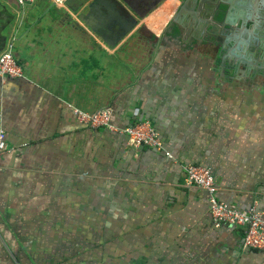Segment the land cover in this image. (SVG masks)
Masks as SVG:
<instances>
[{
	"label": "crops",
	"instance_id": "crops-1",
	"mask_svg": "<svg viewBox=\"0 0 264 264\" xmlns=\"http://www.w3.org/2000/svg\"><path fill=\"white\" fill-rule=\"evenodd\" d=\"M186 2L0 0L22 70L0 78V264H264L185 181V165L207 167L217 200L264 214V90L218 68ZM110 6L137 21L122 39ZM198 17L204 38L228 34ZM106 107L118 131L74 115ZM141 121L170 158L128 144L121 130Z\"/></svg>",
	"mask_w": 264,
	"mask_h": 264
},
{
	"label": "built area",
	"instance_id": "built-area-1",
	"mask_svg": "<svg viewBox=\"0 0 264 264\" xmlns=\"http://www.w3.org/2000/svg\"><path fill=\"white\" fill-rule=\"evenodd\" d=\"M56 4H62L63 0H53ZM17 4L24 6L33 4L35 0H16ZM22 77V70L13 55V45L9 41L0 52V78ZM76 120L90 128H107L116 130L110 123L111 109L102 108L93 113H86L74 109ZM121 132L127 138L128 144L132 146H144L155 151H165L158 132L148 121H141L132 126L124 128ZM6 136L0 128V155L6 152ZM185 181L187 184L204 190L208 196L209 214L214 227L221 225L240 226L244 228L243 245L246 248L259 250L264 247V214L254 207L247 210H239L233 205L219 201L215 198L216 186L209 168L194 164L184 166Z\"/></svg>",
	"mask_w": 264,
	"mask_h": 264
},
{
	"label": "flooded vegetation",
	"instance_id": "flooded-vegetation-1",
	"mask_svg": "<svg viewBox=\"0 0 264 264\" xmlns=\"http://www.w3.org/2000/svg\"><path fill=\"white\" fill-rule=\"evenodd\" d=\"M210 0H187L183 4L182 8H192L195 12L192 11L190 17L184 21V27H192L193 34L195 35L196 40L203 41H214L219 40L221 43H226L228 40H232L231 47H234L237 42L239 44V57L235 58L232 55L228 54L229 46L225 51L223 57L231 56V63L226 72H231L232 74L240 76L244 84L250 89L251 87L260 89V86L264 84V0H232L229 2V5H232L238 9V13H242V19L244 25H246L249 30L248 33H243L241 25V20L236 25L230 24L226 30L228 34L223 38V40L215 38L214 40L209 39L208 37L204 38L205 35V20L199 16H206L212 18L216 13V10L208 8ZM215 2H222L223 0H213ZM189 2H191L190 7H188ZM194 4V5H193ZM192 9V10H193ZM87 19V18H86ZM211 21V19H210ZM212 27L218 29H225L223 24H217L212 21ZM208 30V29H207ZM248 36H252L247 40ZM243 37V39H242ZM251 40V41H250ZM216 48H214L215 50ZM216 52V51H215ZM226 68V67H225Z\"/></svg>",
	"mask_w": 264,
	"mask_h": 264
},
{
	"label": "water",
	"instance_id": "water-1",
	"mask_svg": "<svg viewBox=\"0 0 264 264\" xmlns=\"http://www.w3.org/2000/svg\"><path fill=\"white\" fill-rule=\"evenodd\" d=\"M230 1L232 0H223L220 3L215 2V4L212 7L216 10V13L212 16V18L211 17L209 18H211V21H213L214 23L223 24L225 28L224 30H226L230 24L236 25L237 17L236 19L234 18L235 16H238L241 20V23L239 25H241V28L243 29L242 32L248 33L249 30L247 29L246 25H244V21L242 19L243 17L242 13L241 12L238 13L239 11L238 9H236L232 5H229ZM83 10H84V7L82 8V11ZM192 11L195 12L194 9ZM236 13H238L239 15H236ZM108 14H109L108 18L110 19V21H113V22L115 21V23H117L119 26L117 29L116 37H119L120 39L126 36L135 27L137 23V21L133 17H131L129 14L120 16L119 12L115 11L112 6L108 8ZM113 16H114V19H113ZM80 18L83 20V22H85L87 26H90L91 28H93L92 25L89 24V22H87L83 17L80 16ZM209 27H212V24ZM197 41L199 44L203 42V44L207 45L210 48H216L215 55H216V58L218 59V66H219L218 68L221 69L222 72H225L226 64L223 63V59H224L223 55L225 51L227 50V47L225 48V45L221 43L219 40H214V41L197 40ZM239 44L240 42H237L234 47H231L229 45L230 48H229L228 54L232 55L235 58H238L239 57L238 53L240 52ZM260 89L264 90V84L260 86Z\"/></svg>",
	"mask_w": 264,
	"mask_h": 264
},
{
	"label": "trees",
	"instance_id": "trees-1",
	"mask_svg": "<svg viewBox=\"0 0 264 264\" xmlns=\"http://www.w3.org/2000/svg\"><path fill=\"white\" fill-rule=\"evenodd\" d=\"M8 21H9V18L8 17H5L3 19H0V29L2 27L7 26ZM4 44H5V38L1 35V31H0V52L2 51V49L4 47Z\"/></svg>",
	"mask_w": 264,
	"mask_h": 264
}]
</instances>
